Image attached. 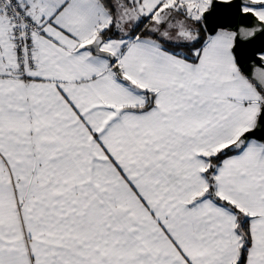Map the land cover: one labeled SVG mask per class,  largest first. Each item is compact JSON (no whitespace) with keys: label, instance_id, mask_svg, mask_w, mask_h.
Masks as SVG:
<instances>
[{"label":"snow or ice","instance_id":"6c2138e0","mask_svg":"<svg viewBox=\"0 0 264 264\" xmlns=\"http://www.w3.org/2000/svg\"><path fill=\"white\" fill-rule=\"evenodd\" d=\"M0 264H264V0H0Z\"/></svg>","mask_w":264,"mask_h":264}]
</instances>
